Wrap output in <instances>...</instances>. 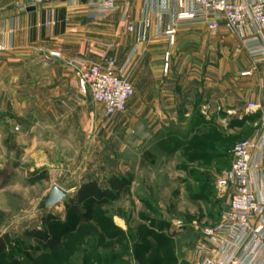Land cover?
<instances>
[{"label":"crops","instance_id":"crops-1","mask_svg":"<svg viewBox=\"0 0 264 264\" xmlns=\"http://www.w3.org/2000/svg\"><path fill=\"white\" fill-rule=\"evenodd\" d=\"M89 1L30 5L28 0H0V42L6 46L0 52V103L41 104V118L51 134L64 135L68 142L76 139L81 150L90 145L105 156L114 150L115 176L131 182V191L139 185L140 192L160 176L140 174L138 159L145 157L149 167L169 166L177 157L185 160L186 142L193 138L212 142L218 150L219 133L232 134L233 120L255 126L250 138L261 130L264 61L255 62L224 24L216 32L201 22L179 27L171 43L165 34L174 21L171 0H130L133 31L121 25V10L100 20L89 17ZM49 9L55 14L53 23H48ZM260 37L264 42V29ZM87 46L90 62L104 65L113 59L118 68L127 64L130 72L134 95L127 112L111 122L102 104L80 94L64 64L84 54ZM58 49H63L62 60L50 63L49 52ZM249 102L260 110L248 113ZM252 163L254 184L259 189L262 181L264 197V150H255ZM185 167L180 163L178 173L168 171L163 182L204 181L201 174L192 179ZM133 169L135 177L128 180ZM201 241L204 237L196 234L195 246ZM187 255L193 264L192 249Z\"/></svg>","mask_w":264,"mask_h":264},{"label":"rangeland","instance_id":"rangeland-1","mask_svg":"<svg viewBox=\"0 0 264 264\" xmlns=\"http://www.w3.org/2000/svg\"><path fill=\"white\" fill-rule=\"evenodd\" d=\"M39 109L41 104L32 101L0 103V238L10 240L0 264H192L187 253L194 251L195 235L219 223L228 208L229 191L217 186L220 173L231 167L234 145L250 138L255 126L230 121L232 134L209 157L192 159L187 153L185 160L177 157L166 167H149L145 157L138 159L140 174L160 176L140 192L139 185L131 191V182L122 189L115 183L120 178L114 173V150L107 156L90 145L81 150L76 139L68 142L64 135L51 134ZM109 140L114 144V136ZM180 163L188 176L201 174L204 181L163 182L168 171L179 172ZM133 173L128 172V180ZM92 181L111 195L101 205L83 202L81 210L90 220L77 222L72 201ZM54 185L67 196L42 209ZM95 216L106 222L96 227ZM66 224H76L75 230ZM49 227L63 243L52 253L31 235Z\"/></svg>","mask_w":264,"mask_h":264},{"label":"built area","instance_id":"built-area-1","mask_svg":"<svg viewBox=\"0 0 264 264\" xmlns=\"http://www.w3.org/2000/svg\"><path fill=\"white\" fill-rule=\"evenodd\" d=\"M50 1L28 0L30 5ZM129 1L90 0L88 15L100 20L113 11L121 10V25L133 31L135 25L130 21ZM171 1L175 4L174 21L165 30L171 43H174L179 27L201 22L216 32L224 24L228 32L242 40L255 62L264 61V42L260 37L264 29V0ZM54 16V11L49 9L48 23L54 22ZM4 50L6 46L0 42V52ZM89 51L87 46L84 54L74 56L64 64L73 73L72 83L80 94L91 95L96 103L103 105L105 116L109 120L115 119L127 112L128 102L135 92L127 77V64L118 68L113 59H107L104 65L92 63L87 58ZM166 57L169 58V52ZM62 58L63 49L51 51L47 56L50 63ZM165 69L168 70L167 65ZM258 110L260 106L257 103H248V113H256ZM257 149L264 150V121L254 137L241 140L233 147L231 167L217 181L219 188L229 191V205L219 223L202 229L204 241L194 248V264H264L263 183L260 181L259 189L255 186L252 165Z\"/></svg>","mask_w":264,"mask_h":264},{"label":"trees","instance_id":"trees-1","mask_svg":"<svg viewBox=\"0 0 264 264\" xmlns=\"http://www.w3.org/2000/svg\"><path fill=\"white\" fill-rule=\"evenodd\" d=\"M222 138L223 136H221V134L219 133V139H218L219 143H221ZM186 145H187V151L189 152L188 155L192 159L209 157L208 153L215 150L214 144H212V142H205L195 138L191 139L190 141L188 140L186 142ZM115 183L118 185L119 188L122 189L129 184V181L117 180ZM110 195L111 193L103 190L97 181L88 182L82 185L79 188L76 198L72 201L70 207L74 215L77 217V222L88 223V221L90 220L89 217L81 210V204L83 202H88L95 205H101L105 202L104 199L106 197H109ZM91 215L93 217L94 213H92ZM101 217L102 218L95 216L94 222L96 227L101 226L103 221L106 222V218H104V216ZM75 225L76 224L74 225L66 224V229H71L72 231H74ZM95 226H92L91 229L95 230L96 229ZM53 232H54V228L49 227L47 228L46 231L43 230L33 231L31 232V235L37 241L42 242L44 248L47 249V251H49L50 253H52L63 246L62 241L56 239L55 236L52 234ZM9 241L10 240L8 236L4 238H0V256L7 252Z\"/></svg>","mask_w":264,"mask_h":264},{"label":"water","instance_id":"water-1","mask_svg":"<svg viewBox=\"0 0 264 264\" xmlns=\"http://www.w3.org/2000/svg\"><path fill=\"white\" fill-rule=\"evenodd\" d=\"M32 9H35L32 7ZM67 196V191L59 185H54L47 196L44 198L41 208L53 207Z\"/></svg>","mask_w":264,"mask_h":264}]
</instances>
